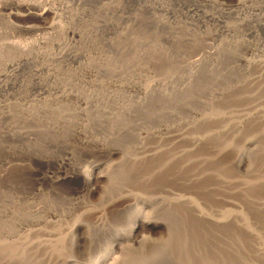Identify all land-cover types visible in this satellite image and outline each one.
I'll list each match as a JSON object with an SVG mask.
<instances>
[{
    "label": "rangeland",
    "instance_id": "1",
    "mask_svg": "<svg viewBox=\"0 0 264 264\" xmlns=\"http://www.w3.org/2000/svg\"><path fill=\"white\" fill-rule=\"evenodd\" d=\"M41 2L45 7L54 9H51L53 14L43 19L33 16L32 10L17 9L15 6L0 10V45L13 42L26 45V48L32 47L31 51L29 49L30 52L24 55L8 49H4L0 54V64L8 65L0 66V263L3 264L7 253L12 252L11 256L15 258L24 249L25 260L29 262L22 264H90L111 246L121 245L123 250L131 251L128 254L131 257L120 254L121 264H179L170 255V251L181 249L187 254L186 258L183 257L186 261L182 258L183 264H264V31H261L264 28L245 25L244 29L242 28L244 31L240 28L235 31L238 35L233 33L235 36L211 35L221 33L220 22L222 26H229L236 23V17H250L259 14L260 9L264 11V0H52L54 6L50 0ZM204 14L211 15L215 20L204 21ZM56 21L63 24L60 32L49 29ZM251 31L257 35L252 37ZM43 36L49 37L50 44L47 42L42 45ZM38 42L39 46H36ZM221 46H225L227 52L225 50L223 54L215 56L208 53L217 52ZM35 48H38V51L35 52ZM66 50L76 55V58L53 60V57ZM28 56L29 62L21 64L20 59ZM200 56H204L205 61L203 60L198 72L192 63ZM245 61L254 65L246 63L245 66ZM94 62H97V68ZM35 68L48 72L40 74L42 80L58 70V85L77 81L86 97L98 94L101 98H98V102L101 103L97 108H91L90 111H94L90 116L93 126L86 131L93 137H119L122 141L129 140L133 138L134 132H140L141 128L151 132L157 130L159 126L155 121L153 124L148 122L157 117L163 122L160 133L156 132L157 135L179 133L187 138L211 137L219 144L229 140L227 142H232V149L226 153L227 156L224 155L228 159L222 156L214 165L213 162L201 165L194 163V166L183 168L182 161L171 164L164 161H146L139 163L140 165L131 163L135 156L132 150H129L132 149L129 145L99 152L85 146V152L83 148L81 153L76 145L79 143L74 136L76 134L69 125L63 128V118L61 119L62 113L80 112L82 107L75 100L63 101V104H59L62 105L59 109L54 106L43 109L40 115L36 109H31L32 117H28L19 109L21 105L40 103L48 96L50 99L53 97L51 101L59 96L56 91H53V94L52 90H44V87L33 82L31 73ZM3 79L6 84L5 80L2 82ZM145 88L155 91L156 96L147 99L151 104L145 108L138 106L127 111L124 106L127 102L139 103L146 99L142 90ZM157 91L162 94H157ZM14 99H17L18 104H15L17 102ZM189 99L192 100L190 103ZM25 100H29L28 103ZM179 103L183 104V107H178ZM190 108L195 109L191 112ZM160 111L163 112L159 114ZM168 111L173 114L176 112L175 115L178 116L158 118ZM213 113L218 114L211 115ZM77 118L73 116L70 120L72 122ZM84 119H87L84 120L85 123L89 122L88 118ZM134 124L138 125L137 129ZM252 137L261 141L259 145L263 148L262 151L248 156L242 166H237V162L234 164L237 149L248 144L249 142L245 141ZM66 145L73 150L70 157L66 156ZM154 145L151 142L148 146ZM235 149L236 151H232ZM78 169H81V172L91 171L97 177L88 185L79 178H73ZM213 172L224 176L226 182L230 178L228 184L220 182ZM166 173L169 175L166 176ZM191 177L195 178V184L190 187L186 182ZM208 177L214 180H207ZM163 181L164 184H161ZM175 194H183L181 196L194 201L198 207L203 205L200 208L212 218L232 209L236 212V222L227 227L209 226L210 224L195 217V213L184 207V204H175ZM137 216L144 221L149 220L150 223L161 222V225L154 229L143 226L133 233L137 242H129L131 240H126V236L130 235L131 222ZM230 226L232 228H229ZM50 236L60 239L42 246L35 243L42 242L44 238L51 240L49 238L53 237ZM71 238H74L73 242ZM144 239L146 246H141L140 241ZM135 244L140 247L135 248Z\"/></svg>",
    "mask_w": 264,
    "mask_h": 264
},
{
    "label": "bare ground",
    "instance_id": "2",
    "mask_svg": "<svg viewBox=\"0 0 264 264\" xmlns=\"http://www.w3.org/2000/svg\"><path fill=\"white\" fill-rule=\"evenodd\" d=\"M112 1V0H111ZM252 1V0H251ZM50 2H52V0H50ZM57 2V1H56ZM53 3V6H54V2H52ZM63 3V2H62ZM116 3V2H115ZM64 4V3H63ZM105 4V3H104ZM118 5V4H117ZM13 6H15V7H17V9L18 8H20V9H25V10H32V11H34L33 12V14L32 13H30V14H32L33 16H35L36 18H40V19H43V18H45V16H48V15H51V14H53V11H54V9L53 8H51V9H53V11L50 9V8H47V7H45V5L41 2V0H0V10H4V9H7V8H12ZM50 6V5H49ZM52 6V7H53ZM106 6V5H105ZM111 6H112V4H111ZM107 7V6H106ZM109 8H110V5L108 6ZM115 7V6H114ZM109 8L107 9V10H109ZM241 8H242V6H241ZM14 9V8H13ZM19 9V10H20ZM56 9V8H55ZM112 8H110V10H111ZM218 9V8H217ZM59 10V9H58ZM114 10V9H113ZM258 10V9H257ZM263 9H260L259 10V14H257V15H252V16H250L249 17V15H244L243 17H241V16H239V17H236L235 18V24L233 23V25H229V26H222V22H220V25H219V27L221 28V33L219 34V33H212L211 35L212 36H214V37H216V36H218V37H222L223 35H230V36H233L234 34L233 33H235V31L237 30H239L240 28V30H242V28L245 26V25H251V27H255V28H258L259 27V29H263L264 28V11H262ZM74 11V10H73ZM31 12V11H30ZM59 12V11H58ZM64 12V11H63ZM244 12V11H243ZM247 12V11H246ZM258 12V11H257ZM55 14V13H54ZM59 14V13H58ZM57 13H56V15H58ZM63 14V13H62ZM69 14V13H68ZM76 14V13H75ZM242 14V13H241ZM64 15V14H63ZM62 15V16H63ZM71 15H72V13H71ZM74 15V14H73ZM54 16V15H53ZM53 16H51V17H53ZM66 17V16H65ZM74 17V16H73ZM62 18V17H61ZM75 18V17H74ZM78 18V17H77ZM255 18V19H254ZM35 19V18H34ZM55 19V18H54ZM204 21L206 20H215V19H212V17H211V15H208V14H204V16H203V18H202ZM218 19V18H217ZM232 19V18H231ZM236 19H237V21H236ZM56 20V19H55ZM55 20H53V21H55ZM209 20V21H210ZM60 21H61V19H60ZM62 21H63V19H62ZM66 21V20H65ZM217 21V20H216ZM215 21V22H216ZM64 22V21H63ZM68 22V21H67ZM44 23H45V21H44ZM65 23V22H64ZM71 23V22H70ZM75 24V23H74ZM232 24V23H231ZM252 25H254V26H252ZM68 26V25H67ZM72 26V25H71ZM70 26V27H71ZM65 27V26H64ZM73 27V26H72ZM98 27V26H97ZM251 27H249V29L251 28ZM68 28H69V26H68ZM49 29L50 30H52L53 32H54V30H56V31H58V32H60V30H62L63 29V24L61 23L60 24V22L59 23H57V21L54 23V24H51L50 26H49ZM244 29V28H243ZM67 30V29H66ZM245 30H246V28H245ZM68 31V30H67ZM70 31V30H69ZM79 31V30H78ZM236 31V32H237ZM242 31H244V30H242ZM261 31H264V30H261ZM51 32V31H50ZM70 32H72V31H70ZM77 32V31H76ZM88 32V31H87ZM240 32V31H239ZM248 32V31H247ZM255 32H256V30H255ZM255 32L254 31H251V33H250V35H252V37H253V35L254 36H256L255 35ZM64 33H66V32H64ZM79 33V32H78ZM81 33V32H80ZM84 33V32H83ZM208 34V33H207ZM236 34V33H235ZM77 35V34H76ZM236 35H238V33L236 34ZM67 36V35H66ZM70 36V35H69ZM78 36V35H77ZM209 36V35H208ZM235 36V35H234ZM49 37H51L50 35H49ZM49 37L47 36V37H45V36H43V39L41 40V43H42V45H46L47 44V42H49ZM53 37V36H52ZM70 37H72V36H70ZM202 37H204V36H202ZM75 38H76V36H75ZM213 38V37H212ZM228 38V37H227ZM257 38V37H256ZM56 39H58V37L56 36ZM55 39V40H56ZM61 39V38H60ZM73 39H74V37H73ZM81 39V38H80ZM202 39V38H201ZM226 39V38H225ZM244 39V38H243ZM54 40V41H55ZM59 40V39H58ZM57 40V41H58ZM79 40V39H78ZM203 40V39H202ZM216 40V39H215ZM217 40H218V38H217ZM37 41V40H36ZM52 41H53V39H52ZM74 41V40H73ZM200 41V40H199ZM221 41V40H220ZM225 41V40H224ZM224 41L222 42V43H224ZM79 42H80V40H79ZM78 42V43H79ZM242 42V41H241ZM75 43H77V42H75ZM202 43V42H201ZM221 43V42H220ZM227 43V42H226ZM2 44V43H1ZM49 44H50V42H49ZM64 44V43H63ZM62 44V45H63ZM80 44V43H79ZM82 44V43H81ZM198 44V43H197ZM219 44V43H218ZM31 45V44H30ZM36 45V44H35ZM52 45V44H51ZM62 45H60V46H62ZM236 45V44H235ZM243 45V44H242ZM248 45H249V43H248ZM36 46H39V42H38V45H36ZM40 46H41V44H40ZM50 46V45H49ZM56 46H58V45H56ZM217 46H219V45H217ZM241 46V45H240ZM28 47V46H27ZM80 47V46H79ZM214 47V46H213ZM237 47V46H236ZM32 48V47H31ZM31 48L29 47V48H26V45L25 46H22V44H16V43H5L4 42V44H2V45H0V54H2L3 53V50L4 49H8L9 51L10 50H13V51H15V52H18V53H20L21 55L23 54H26L27 52H30L31 51ZM43 48V47H42ZM41 48V49H42ZM50 48H51V46H50ZM60 48V47H59ZM66 48H67V45H66ZM72 48H74V47H72ZM219 48V47H218ZM243 48V47H242ZM29 49H30V51H29ZM36 49V48H35ZM45 49H46V46H45ZM57 49V48H56ZM65 49V48H64ZM211 49V48H210ZM228 49V48H227ZM230 49V48H229ZM44 50V49H43ZM62 50V49H61ZM60 50V51H61ZM68 50V49H67ZM65 51V52H63V53H61V54H59V55H57V56H55V57H53V60H59V61H61V60H64V59H75L76 58V55H74V54H71V53H69L70 51ZM73 50V49H72ZM194 50H195V48H194ZM201 50V49H200ZM225 50H226V47L225 46H221L219 49H218V51L217 52H212V53H210V52H208L210 55H219L220 53H222L223 54V51L225 52ZM258 50V49H257ZM7 53H9L7 50H5ZM4 51V52H5ZM33 51V50H32ZM36 51H38V48L35 50V52ZM42 51V50H41ZM64 51V50H63ZM137 51V50H136ZM231 51H233V50H231ZM5 52V53H6ZM48 52V51H47ZM76 52H78V51H76ZM76 52H74V53H76ZM226 52H227V50H226ZM248 52V51H247ZM10 53H13V52H10ZM57 53H58V51H57ZM20 54H17V55H20ZM33 54V53H32ZM43 54V53H42ZM209 54H207V55H209ZM231 54V53H230ZM14 55H15V53H14ZM29 56L31 55V54H28ZM54 55V54H53ZM12 56H13V54H12ZM27 57V58H22V59H20V63L22 64V63H28L29 62V58L30 57ZM33 56V55H32ZM42 56V55H41ZM44 56V55H43ZM50 56V55H49ZM14 57V56H13ZM23 57V56H22ZM34 57H35V55H34ZM51 57V58H52ZM36 58V57H35ZM90 58H92V57H90ZM94 58V57H93ZM131 58V57H130ZM2 59H3V57H2ZM8 59V58H7ZM16 60H18V57H16L15 58ZM14 59V60H15ZM32 59V58H31ZM95 59V58H94ZM141 59V58H140ZM0 60H1V58H0ZM6 60V59H5ZM9 60V59H8ZM13 60V59H12ZM83 60V59H82ZM86 60H88V58L86 59ZM126 60V59H125ZM203 60H204V56L202 57V56H200V57H198L197 59H195L194 61H193V63H192V66H194V68H196V69H198V72H199V69L201 68V66H202V64H203ZM209 60V59H208ZM19 61V60H18ZM49 61V60H48ZM90 61V60H89ZM92 61V60H91ZM94 61V60H93ZM128 61V60H127ZM205 61V60H204ZM34 62H36L35 60H34ZM38 62V61H37ZM41 62V61H40ZM53 62V61H52ZM243 62V61H242ZM254 62V61H253ZM93 63V62H92ZM97 62H94V65L96 64ZM126 63V62H125ZM141 63V62H140ZM247 63V65L249 64V65H254L253 63H251L250 61H245V63H244V65ZM16 64V63H15ZM49 64V63H48ZM62 64V63H61ZM81 64V63H80ZM90 64V63H89ZM88 64V65H89ZM5 65V67H8V65H6V64H3V63H1L0 64V66H4ZM68 65V64H67ZM66 65V66H67ZM79 65V64H78ZM93 65V66H94ZM100 65V64H99ZM82 66H84V65H82ZM98 66V65H97ZM97 66L95 65V67L97 68ZM139 66V65H138ZM241 66V65H240ZM246 66V65H245ZM251 66V68H253ZM257 66V65H256ZM81 67V66H80ZM101 67V66H100ZM208 67V66H207ZM243 67V66H242ZM2 68V67H1ZM13 68H15V67H13ZM19 68V67H18ZM78 68H79V66H78ZM134 68V67H133ZM167 68V67H166ZM190 68V67H189ZM205 68V67H204ZM262 68V67H261ZM2 69H4V68H2ZM20 69V68H19ZM36 69V68H35ZM34 69V70H35ZM51 69V68H50ZM58 69V68H57ZM70 69V68H69ZM98 69H99V67H98ZM260 69V68H259ZM258 69V70H259ZM1 70V69H0ZM17 70V69H16ZM62 70V69H61ZM83 70V69H82ZM96 70V69H95ZM165 70V69H164ZM194 70V69H193ZM205 70V69H204ZM251 70V69H250ZM261 70V69H260ZM46 71V70H45ZM44 71V72H45ZM58 71V70H57ZM57 71L56 72H54L53 74H51L47 79H46V77L44 78L45 80H42L41 79V76H40V74H42V72H43V69H41V70H35V71H33L32 73H31V75H32V77H33V82L35 81V83L38 85H41L40 87H44V90H52V93H53V91H56L57 93H59L58 95V97L56 98V100H52L51 101V99L53 98H49V96L46 98L45 97V100H43V101H39L40 103H37V104H33V102L32 103H29V105H27V106H25V105H21V106H19V109L23 112V113H25L28 117H32L33 116V113H31V109L33 110V109H36L38 112H39V115L43 112V109H47V108H50V107H52V106H54V108H56V109H59V107H62V105L61 106H59V104H63L62 102L63 101H69V100H75V102H77V104H79V106L80 107H82L81 109H80V112L79 113H75V111H74V113H70V114H63L62 113V117H61V119L63 118V122H64V125H63V122H62V126H63V128H64V126L66 125V127L65 128H67V126L69 125V126H71V129H72V131L76 134V135H74L75 137H77V139L76 140H79V143L78 144H76L77 145V148L79 147V152H83V150H84V152H85V150H86V148H89V149H93V150H95V151H97V152H99V151H102V150H107V149H109V150H116V148H114V147H117L118 149L119 148H121V147H124V145H129L128 147H132V149L130 148L129 150L131 151L132 150V152L134 153V156H135V159H134V161H133V159L131 160V163H133V162H135V163H137V164H139V163H145L146 161H149V162H155L156 161V163L157 162H161V161H164V163H168V164H171L172 162H176V161H178V162H180V161H182L183 162V168H189V167H191L192 165L194 166V163H200V165L201 164H206L207 162H213V165H214V163L215 162H217L222 156L224 157V155H226V153L228 152V151H230L231 149H232V145H231V143L232 142H227V141H229V140H227L226 141V143H225V141L223 142V144H219L218 142H216L215 141V139L213 140V138H205L204 137V139H200V138H195V136H194V138H187V137H185L184 135H182V134H177V135H175L174 133H173V135H162V134H159V135H157L156 134V132H159L160 133V131L159 130H161L162 129V123L163 122H161L160 120H158L157 119V117H155V120H153V121H151V120H149L148 122L150 123V124H153L154 123V121L158 124V129L157 130H153L152 132L151 131H147V130H143L142 128L140 129L141 131L140 132H134V135H133V138H130L129 140H127V139H125V140H127V141H122L119 137L117 138V137H107V138H97V136L96 137H93V135H91V134H89V133H87L86 131H88L87 129L89 128V127H91V126H93L91 123H90V116L93 114V112L94 111H90L91 110V108L92 107H94V108H97V106H99V104L101 103V102H98L99 101V99H101V98H99V96H98V94L97 95H91V96H89V97H86L85 95H84V90H83V88H81V87H79L80 85H79V83H76V82H74V81H69V82H66V84H63V86L62 85H58V80L60 79L59 77V71H58V73H57ZM78 71V70H77ZM191 71V70H190ZM202 71V70H201ZM1 72V71H0ZM6 72V71H5ZM4 72V73H5ZM10 72V71H9ZM16 72V71H15ZM14 72V73H15ZM22 72V71H21ZM25 72V71H24ZM43 72V73H44ZM47 72V71H46ZM53 72V71H52ZM78 72H81V70L80 71H78ZM105 72H107V70L105 71ZM120 72V71H119ZM194 72V71H193ZM192 72V73H193ZM252 72H253V70H252ZM251 72V73H252ZM254 72L255 73H257L255 70H254ZM260 72V71H259ZM11 73H13V72H11ZM11 73H9V74H11ZM17 73V72H16ZM48 73V72H47ZM109 73V72H108ZM191 73V72H190ZM189 73V74H190ZM196 73V72H195ZM211 73V72H210ZM1 74V73H0ZM26 74V73H25ZM28 74H29V72H28ZM27 74V75H28ZM26 75V76H27ZM109 75H112V74H109ZM16 76V75H15ZM25 76V75H24ZM44 76V74L42 75V77ZM47 76V75H46ZM91 75H89V77H90ZM113 76V75H112ZM116 76V75H115ZM115 76H113V77H115ZM122 76V75H121ZM194 77H195V75H193ZM196 76H197V74H196ZM221 76V75H220ZM258 76V75H257ZM63 77V76H62ZM94 77V76H93ZM113 77H112V79H113ZM117 77V76H116ZM1 78H3V77H1ZM17 78V77H16ZM68 78H71V77H68ZM190 78H191V74H190ZM263 78H264V76H263ZM262 78V79H263ZM9 79V78H8ZM24 79V78H23ZM28 79H29V77H28ZM91 79H92V77H91ZM93 79H95V77L93 78ZM92 79V80H93ZM189 79V78H188ZM4 80L5 79H3V81L2 82H4ZM30 80H31V78H30ZM121 80V78L119 79V80H117L118 82ZM253 80V79H252ZM9 81V80H8ZM89 80H87V82H88ZM95 81H96V79H95ZM135 81V80H134ZM137 81H139V80H137ZM191 81V80H190ZM254 81V80H253ZM258 81H260L259 79H258ZM262 81V80H261ZM14 82H16V81H14ZM20 82V81H19ZM19 82H17V83H19ZM90 82H94V81H91L90 80ZM257 82V81H256ZM1 83V82H0ZM8 83V82H7ZM9 83H11V82H9ZM102 83V82H101ZM121 83H122V81H121ZM125 83V82H124ZM165 83V82H164ZM5 84H6V80H5ZM12 84V83H11ZM20 84V83H19ZM61 84V83H60ZM89 84V83H88ZM261 84V83H260ZM263 84V83H262ZM21 85H22V81H21ZM85 85V84H84ZM83 85V86H84ZM120 85V84H119ZM203 85V84H202ZM23 86V85H22ZM187 86V85H186ZM200 86V85H199ZM25 87V86H24ZM98 87V86H97ZM96 87V88H97ZM116 87H117V85H116ZM126 87V86H125ZM131 87V86H130ZM149 87H152V86H150L149 85ZM18 88H20L19 87V85H18ZM17 88V89H18ZM100 88V87H99ZM120 88V87H119ZM155 88H157V86H155ZM185 88V87H184ZM205 88V87H204ZM209 88V87H208ZM225 88V87H224ZM15 89V88H14ZM21 89V88H20ZM23 89V88H22ZM26 90H27V88H25ZM98 89V88H97ZM153 89H154V87H153ZM152 88H145V89H142L143 91H144V94L143 95H145V97H146V99L144 100L143 99V101L142 102H137V103H135V102H133V101H129V102H127L124 106L126 107V109H127V111H129V110H131V109H134V108H136V107H138L139 106V108H145V107H148V104L150 103V101H148L147 99L148 98H152V97H154V95H155V91L153 90ZM212 89V88H211ZM256 89V88H255ZM254 89V90H255ZM102 90V89H101ZM135 90V89H134ZM158 90V89H157ZM163 90V89H162ZM165 90V89H164ZM172 90H174V89H172ZM22 91H24V90H22ZM130 91H131V89H130ZM129 91V92H130ZM138 91H140V90H138ZM170 91V90H169ZM211 91V90H210ZM222 91V90H221ZM16 92V91H15ZM25 92V91H24ZM34 92V91H33ZM50 92V91H49ZM55 92V93H56ZM99 92H100V90H99ZM136 92V91H135ZM178 92V91H177ZM190 92H192V91H190ZM2 93V92H1ZM4 93V92H3ZM6 93V92H5ZM18 93H19V90H18ZM56 93V94H57ZM158 93H160V94H162V92H159V91H157V94ZM172 93V92H171ZM170 93V94H171ZM224 93V92H223ZM54 94V93H53ZM174 94V93H173ZM114 95V94H113ZM142 95V94H141ZM140 95V96H141ZM175 95H177V94H175ZM186 95V94H185ZM184 95V96H185ZM46 96V95H45ZM156 96V95H155ZM180 96V95H179ZM256 96V95H255ZM26 97V96H25ZM106 97V96H105ZM141 97H144V96H141ZM166 96H164V98H165ZM14 98V97H13ZM48 98L50 99V100H48ZM99 98V99H98ZM140 98V97H139ZM179 99H180V97H178ZM178 98H176V99H178ZM248 98V97H247ZM254 98V97H253ZM18 99V98H17ZM16 99V100H17ZM44 99V98H43ZM120 99V98H119ZM125 98H123V100H124ZM142 99V98H141ZM159 99H161L160 98V95H159ZM163 99V98H162ZM7 100V99H6ZM13 100V99H12ZM15 100V99H14ZM15 100V101H16ZM139 100V99H138ZM150 100V99H149ZM175 100V99H174ZM182 100V99H181ZM190 100L191 99H189V103H190ZM8 101V100H7ZM6 101V102H7ZM14 101V102H15ZM19 101V100H18ZM22 101V100H21ZM25 101H27V100H25ZM29 101V100H28ZM28 101H27V103H28ZM35 101V100H34ZM94 101H97L98 103H96L95 104V102ZM152 101V100H151ZM178 102H180L179 100H177ZM185 101H187V100H185ZM192 101V100H191ZM17 102V101H16ZM120 102V101H119ZM126 102V101H125ZM176 102V101H175ZM188 102V101H187ZM262 102V101H261ZM8 103V102H7ZM6 103V104H7ZM21 103V102H20ZM23 104H24V102H22ZM35 103V102H34ZM66 103V102H65ZM68 103V102H67ZM162 103H163V101H162ZM165 103H167L166 101H165ZM214 103V102H213ZM224 103V102H223ZM3 104V103H2ZM9 104V103H8ZM7 104V105H8ZM12 104V103H11ZM15 104H18V102L17 103H15ZM151 104V103H150ZM174 104V103H173ZM180 105H182V106H178V107H183V104H181V103H179ZM208 104V103H207ZM253 104V103H252ZM259 104V103H258ZM261 104V103H260ZM13 105V104H12ZM191 105V104H190ZM211 105V104H210ZM213 105V104H212ZM255 105V104H254ZM3 106V105H2ZM174 106H176V105H174ZM214 106V105H213ZM245 106V105H244ZM261 106V105H260ZM7 107H9L10 108V106H7ZM150 107V106H149ZM165 107V106H164ZM178 107H176L177 109H178ZM204 107V106H203ZM210 107V106H209ZM217 107V106H216ZM256 107V106H255ZM165 108H167V110L169 109V107H165ZM211 108V107H210ZM51 109H53V108H51ZM88 109V110H87ZM193 110L195 109V108H192ZM192 109L190 108V110H191V112H192ZM213 109H215V108H213ZM252 109V108H251ZM85 110V111H84ZM148 110V109H147ZM147 110H145V111H147ZM171 110V109H170ZM174 110V109H173ZM179 110V109H178ZM211 110V109H210ZM209 110V111H210ZM220 110V109H219ZM218 110V111H219ZM84 111V112H83ZM258 111H260V110H258ZM51 112H53V111H51ZM161 112H163V111H160L159 112V114L161 113ZM184 112H186L187 113V111H184ZM213 112V111H212ZM147 114L148 113H150V111L149 112H146ZM157 113H158V111H157ZM179 113V112H178ZM198 113V112H197ZM209 113V112H208ZM219 113H220V111H219ZM235 113V112H234ZM241 113V112H240ZM162 114H164V115H159L158 116V118H161V117H164L165 118V116L166 117H174V115L176 114V112H175V114H173L172 112H167V113H162ZM193 114H194V112H193ZM216 114H218V113H216ZM215 114V115H216ZM262 114V113H261ZM153 115V114H152ZM151 115V116H152ZM157 115V114H156ZM155 115V116H156ZM181 115V114H180ZM191 115V114H190ZM197 115V114H196ZM207 115V114H206ZM211 115H214V113L213 114H211ZM210 115V116H211ZM214 115V116H215ZM234 115H236V114H234ZM73 116H77L78 118H77V120H75V121H72L71 122V117H73ZM80 116H82L81 117V120L79 119V117ZM144 116V115H143ZM175 116H178V115H175ZM184 116V115H183ZM217 116V115H216ZM226 116V115H225ZM260 116H262V115H260ZM84 117H86V118H88L89 119V122H86L85 123V121L84 120H87V119H84ZM187 117V116H186ZM241 117V116H240ZM246 117V116H245ZM64 118H65V120H64ZM147 118V117H146ZM149 118H150V115H149ZM154 118V117H153ZM210 118V117H209ZM214 119H215V117H213ZM221 118H222V116H221ZM213 119V120H214ZM181 120H183V118H181ZM185 120V119H184ZM207 120H208V118H207ZM212 120V121H213ZM235 120H237V119H235ZM61 121V120H60ZM125 121V120H124ZM176 121V120H175ZM179 121V120H178ZM186 121V120H185ZM188 121V120H187ZM189 121H191V119L189 120ZM127 122V121H126ZM130 122V121H129ZM174 122V121H173ZM183 122V121H182ZM182 122H179V123H182ZM203 122H205L204 120H203ZM206 122H208V121H206ZM220 122V121H219ZM225 122V121H224ZM134 123V122H133ZM218 123V122H217ZM138 124V123H137ZM187 124V123H186ZM185 124V125H186ZM194 124V123H193ZM198 124V123H197ZM215 124V123H214ZM135 125V124H134ZM174 125H175V123H174ZM258 125V124H257ZM120 126H121V124H120ZM138 126V125H137ZM136 125H135V128L137 127ZM176 126H177V123H176ZM186 126H188V125H186ZM222 126V125H221ZM234 126V125H233ZM244 126V125H243ZM190 127V126H189ZM201 127V126H200ZM129 128V127H128ZM130 128H131V126H130ZM139 128V127H138ZM155 128V127H154ZM167 128V127H166ZM174 128V127H173ZM172 128V129H173ZM178 128V127H177ZM180 128V127H179ZM190 128H192V127H190ZM247 128V127H246ZM132 129V128H131ZM137 129V128H136ZM135 129V131H137ZM171 129V128H170ZM181 129V128H180ZM241 129V128H240ZM121 130H122V128H121ZM130 130V129H129ZM150 130V129H149ZM151 130H152V128H151ZM166 130V129H165ZM128 131V130H127ZM163 131V130H162ZM181 131V130H180ZM225 131V130H224ZM248 131V130H247ZM261 131V130H260ZM129 132H131V130L129 131ZM255 131H253V133H254ZM162 133V132H161ZM165 133V132H164ZM181 133V132H180ZM232 133V132H231ZM250 133H251V131H250ZM258 133H256V135H257ZM213 135V137H214V134H212ZM231 135V134H230ZM193 136V135H192ZM209 136H211V134L209 135ZM233 136H235V135H233ZM247 136H249V135H247ZM255 136V135H254ZM260 136V135H259ZM259 136H258V139H259ZM251 137V136H250ZM262 138H263V136H261ZM260 137V138H261ZM127 138V137H126ZM201 138H202V136H201ZM216 138V137H215ZM230 138H231V136H230ZM232 139V138H231ZM234 139V138H233ZM239 139V138H238ZM250 139V138H249ZM257 138H254V137H252L249 141H245V142H249L248 144H246L245 146H243V147H241L239 150L237 149V152L235 153L236 154V156H235V161H234V164H236V162H237V166H242V164H244L245 163V161L250 157V155H254V154H256L257 152H259L260 150H261V148L262 147H260L261 145H259V143L261 142V141H259ZM75 140V141H76ZM218 140V139H217ZM236 139H234V141H235ZM240 140V139H239ZM243 140H245V139H243ZM242 140V141H243ZM248 140V139H247ZM263 140V139H262ZM234 141H233V143H234ZM151 142L152 143H154L155 145L154 146H148L149 144H151ZM236 142H237V140H236ZM235 142V143H236ZM263 142V141H262ZM220 143H222L221 141H220ZM213 144V145H212ZM215 144H217V145H215ZM264 144V143H263ZM71 146L73 147L74 145L73 144H71ZM85 146H89V147H86V148H84ZM214 146V147H213ZM215 146H216V148H215ZM239 147V146H238ZM74 148V147H73ZM84 148V149H83ZM127 148V147H126ZM264 148V147H263ZM262 148V149H263ZM83 149V150H82ZM77 150V149H76ZM65 153H66V156H69V155H71L72 156V154H73V152H71V151H73L72 149H69V146L68 145H66L65 146ZM78 151V150H77ZM125 151V150H124ZM126 151H128V150H126ZM232 151H236V149L235 150H232ZM262 151V150H261ZM263 151H264V149H263ZM96 152V153H97ZM231 152V151H230ZM228 155H230V154H228ZM234 155V154H233ZM74 156H76V155H74ZM131 156V155H130ZM227 156V155H226ZM231 156V155H230ZM249 156V157H248ZM70 157V156H69ZM132 157V156H131ZM229 157V156H228ZM231 157H233V156H231ZM226 158V160L228 159L227 157H224V159ZM234 158V157H233ZM261 159V158H260ZM263 159V158H262ZM130 160V159H129ZM233 160V159H232ZM231 160V161H232ZM128 161V160H127ZM137 161H139V162H137ZM224 161V160H223ZM228 161H230V160H228ZM125 162H126V160H125ZM130 162V161H129ZM181 162V163H182ZM225 162H227V161H225ZM233 162V161H232ZM181 163H179V164H181ZM208 164V163H207ZM220 164H222V162L220 163ZM229 164V163H228ZM227 164V165H228ZM140 165V164H139ZM161 165V164H160ZM212 165V164H211ZM233 165V164H232ZM130 166H132V165H130ZM129 166V167H130ZM178 166H180V165H178ZM219 166V165H218ZM218 166H217V169H218ZM225 166V165H224ZM229 166V165H228ZM136 167V166H135ZM148 167V166H147ZM169 167V166H168ZM171 167V166H170ZM201 167V166H200ZM204 167V166H203ZM233 167V166H232ZM154 168H158V167H154ZM161 168V167H160ZM204 168H206V167H204ZM221 168H222V166H221ZM220 167H219V170L221 169ZM230 168V167H229ZM236 168V167H235ZM113 169V168H112ZM111 169V170H112ZM130 169H132V168H130ZM196 169H197V167H196ZM199 169V168H198ZM223 169V168H222ZM226 169V168H225ZM154 170H156V169H154ZM192 170V169H191ZM200 170H202V169H200ZM204 170H207V169H204ZM203 170V171H204ZM227 170H229L228 168H227ZM82 170L81 169H78V170H76L75 172H74V177L73 178H79L82 182H84V183H86V184H90L91 185V182H92V180L94 179V178H96L95 176H94V174L91 172V171H89V172H81ZM134 171V170H133ZM136 171V170H135ZM142 171V170H141ZM152 170H150V172H151ZM174 171H176V169H174ZM185 172H186V170H184ZM189 171V170H188ZM192 171H195V170H192ZM203 171H201L202 173H203ZM210 171V170H209ZM226 171V170H225ZM230 171V170H229ZM113 172V171H112ZM179 172V171H178ZM190 172V171H189ZM200 172V171H199ZM206 172H208V171H205V173ZM216 172V171H215ZM215 172H213L212 174L214 175V176H216L217 178H218V180L220 181V182H225V184L227 183L228 184V182H229V180H230V178H228L229 180H228V182H226V180L227 179H225L224 178V176H222V175H219V174H215ZM222 172V171H221ZM231 172V171H230ZM149 173V172H148ZM169 173V172H168ZM172 173V172H171ZM179 173H181V172H179ZM201 173V174H202ZM204 173V174H205ZM157 174V173H156ZM155 174V175H156ZM167 174V173H166ZM201 174H199V175H201ZM203 174V175H204ZM211 174V173H210ZM211 174V175H212ZM99 175V174H98ZM132 175V174H131ZM150 175V174H149ZM149 175H148V178H149ZM154 175V174H153ZM160 175V174H159ZM158 175V176H159ZM165 175V174H164ZM169 174H167L166 176H168ZM234 175V174H233ZM163 176V175H162ZM194 176V175H193ZM196 176V175H195ZM213 176V177H214ZM227 176V175H226ZM127 177H129V176H127ZM153 177H155V176H153ZM156 177H157V175H156ZM155 177V178H156ZM176 177V176H175ZM206 177V176H205ZM212 177V176H211ZM211 177H208V179L207 180H209V178H211ZM230 177V176H229ZM130 178V177H129ZM160 178H162V177H160ZM159 178V179H160ZM181 178H182V176H181ZM215 178V177H214ZM150 179V178H149ZM153 179V178H152ZM169 179V178H168ZM198 179V178H197ZM196 179V180H197ZM213 178H211V180H212ZM238 179V178H237ZM164 180V179H163ZM166 180V179H165ZM179 180L180 179H178V182H179ZM183 180H184V178H183ZM214 180V179H213ZM217 180V179H216ZM155 181V180H154ZM169 181H170V179H169ZM174 181V180H173ZM167 182V181H166ZM177 181H175V184H177L176 183ZM184 182H186V181H184ZM195 178L194 177H191V178H189L188 180H187V182H186V185H188V186H193L195 183ZM126 183H127V181H126ZM159 183V182H158ZM183 183V182H182ZM217 183V182H216ZM221 183V184H222ZM260 183H261V181H260ZM259 183V184H260ZM144 184V183H143ZM161 184H164V181H163V183H161ZM197 184V183H196ZM224 184V185H225ZM264 184V183H263ZM87 185V186H88ZM178 185H179V183H178ZM184 185V184H183ZM220 185V184H219ZM218 185V186H219ZM116 186V185H115ZM146 186V185H145ZM157 186V185H156ZM204 186V185H203ZM217 186V185H216ZM217 186V187H218ZM223 186V185H222ZM248 186H250V185H248ZM255 186V185H254ZM253 186V187H254ZM185 187V186H184ZM197 187V186H196ZM221 186H219V188H220ZM224 187V186H223ZM222 187V188H223ZM237 187V186H236ZM165 188V187H164ZM170 188V187H169ZM189 188V187H188ZM195 188V187H194ZM193 188V189H194ZM203 188V187H202ZM208 188V187H207ZM206 188V189H207ZM221 188V190L223 191L224 189H222ZM226 188V187H225ZM229 188H230V186H229ZM204 189V188H203ZM246 189V188H245ZM166 190V189H165ZM171 190V189H170ZM169 190V193H172L171 191ZM175 190V189H174ZM221 190H220V192H221ZM228 190V189H227ZM168 191V190H167ZM177 191H179V190H177ZM188 192V191H187ZM233 192V191H232ZM167 193V192H166ZM180 193V192H179ZM183 193V192H182ZM190 193V192H189ZM216 193V192H215ZM224 193V192H223ZM229 193V192H228ZM194 194V193H193ZM230 194V193H229ZM171 195H173V193L171 194ZM181 195H183V194H181ZM181 195H176L175 194V196H173L174 197V201L173 202H175V204H184L185 206L184 207H186L188 210H190V211H192L193 213H195V217H197L199 220H201L202 222H204V223H208V225L209 226H211V225H213V226H215L216 228L217 227H223V226H225V227H227V225H230V224H232L234 221H235V216H236V212L234 213V211L232 210V209H229L226 213H224L223 215H218L216 218H212L209 214H207V213H205V211L203 210V209H201L200 207L201 206H203V205H201L200 207H198V206H196L195 205V203H194V201H192V200H189V199H187L186 197H184V196H181ZM188 195V194H187ZM204 195V194H203ZM189 196V195H188ZM221 196V195H220ZM224 196V195H223ZM256 196V195H255ZM191 197V196H190ZM125 198V197H124ZM124 198H122L123 199V201H124ZM193 198V197H192ZM216 198V197H215ZM213 199H214V197H213ZM231 199H233V198H231ZM162 200V199H161ZM217 200V199H216ZM107 201V200H106ZM118 201V200H117ZM122 201V200H121ZM219 201H221V200H219ZM252 201V200H251ZM129 202H131V201H129ZM214 202V201H213ZM216 202V201H215ZM108 203V202H107ZM163 203L165 204V205H167V203H165L164 201H163ZM196 203H197V201H196ZM234 203V202H233ZM122 204V203H121ZM210 205V204H209ZM262 205V204H261ZM183 206V205H182ZM207 206V205H206ZM168 207V206H167ZM170 207H171V205H170ZM229 207V206H228ZM179 208H182L181 206H179ZM232 208V207H231ZM166 209V208H165ZM210 209H211V207H210ZM224 209V208H223ZM179 210V209H178ZM183 210H184V208H183ZM208 210V209H207ZM220 211V210H219ZM180 212V211H179ZM185 212V211H184ZM191 214V213H190ZM212 215H213V213H211ZM194 215V214H193ZM237 216H238V214H237ZM241 217V216H240ZM196 218V219H197ZM189 220V219H188ZM195 220V219H194ZM238 220H239V218H238ZM149 220H143V219H140L138 216L137 217H134V219L132 220V222H131V225H130V228H129V231H130V235L129 236H126V240H131V241H129V242H137L136 241V239H137V237H136V235H133V233H136V232H138L143 226H148V227H150V228H152V229H154V228H157V227H160V223L161 222H159V223H150V222H148ZM236 222V221H235ZM234 222V223H235ZM184 223H185V221H184ZM160 224V225H159ZM190 224V223H189ZM237 224V223H236ZM239 224V223H238ZM178 225V224H177ZM235 226V225H234ZM202 227V226H201ZM214 227V228H215ZM214 228H212V229H214ZM215 228V229H216ZM229 228H232L231 226L229 227ZM224 229V228H223ZM220 230V229H219ZM222 230V229H221ZM248 230V229H247ZM184 233V232H183ZM250 233V232H249ZM74 236V235H73ZM27 237V236H26ZM50 237H53V238H49V239H51V240H48V239H45L44 238V240L42 241V242H36L35 241V243L36 244H40V246H42V245H48L50 242H52V241H55V242H57L59 239L57 238V236H50ZM122 237V236H121ZM28 238V237H27ZM55 238V239H54ZM171 238V237H170ZM72 239V238H71ZM70 239V240H71ZM74 239V238H73ZM72 239V242L74 241ZM169 239V238H168ZM209 241V240H208ZM60 242V241H59ZM122 242V241H121ZM146 239H144L142 242L140 241V245L141 246H146ZM208 243V242H207ZM212 244V243H211ZM164 245V244H163ZM135 246H136V244H135ZM137 246H139V244L137 245ZM137 246L135 247V248H137ZM140 247V246H139ZM149 247V246H148ZM169 247V246H168ZM174 247V246H173ZM48 248V247H47ZM123 247L121 246V245H113V246H111L108 250H105V252H103L102 254H99V256H97L96 258H95V260H94V262H91L92 264H121V257H120V254H123V255H127L128 256V254L131 252L130 250L128 251V249H126V250H123L122 249ZM175 248V247H174ZM13 249V248H12ZM53 249H55V247L53 248ZM175 249H177V250H180V249H178V248H175ZM3 250H5V249H3ZM8 250H10V249H8ZM24 250V249H23ZM23 250H21L20 252H22L19 256H17V257H15V258H12V252H11V254L9 253H7V251H6V253H7V255H5L4 253V255L6 256V257H4L5 259L3 260L4 262H3V264H22V262H29V261H26L25 260V251H23ZM51 250H52V248H51ZM139 250H141L140 248H139ZM142 250H144V249H142ZM2 251V250H1ZM56 251V250H55ZM124 251V252H123ZM4 252V251H3ZM19 252V251H18ZM143 252H146L145 250L143 251ZM142 252V253H143ZM148 252V251H147ZM264 252V251H263ZM1 254H2V252H0ZM150 253V252H149ZM170 255H172V257L177 261V263H179V264H183V260H182V258L183 257H185L186 258V253H184V252H182V249H181V251H170ZM187 253H189V254H191L190 252H187ZM15 254V253H14ZM125 255V256H126ZM202 255H203V252H202ZM233 255V254H232ZM130 256V255H129ZM128 256V257H129ZM193 256V255H192ZM29 257V256H28ZM131 257V256H130ZM172 257H170V258H172ZM205 257V256H204ZM208 257V256H207ZM211 257V256H210ZM213 257V256H212ZM211 257V258H212ZM126 259H127V257H125ZM146 258H147V256H146ZM189 258V257H188ZM203 258V257H202ZM209 258V257H208ZM59 259V258H58ZM174 259H172V260H174ZM184 259V258H183ZM189 259H191V258H189ZM57 260V259H56ZM55 260V261H56ZM61 260V259H60ZM92 260V259H91ZM185 261H186V259H184ZM123 261H125V260H123ZM193 261H195V260H193ZM209 261V260H208ZM211 261V260H210ZM126 262H129L128 260H126ZM36 263V262H35ZM90 263V264H91ZM1 264V263H0ZM123 264V263H122Z\"/></svg>",
    "mask_w": 264,
    "mask_h": 264
}]
</instances>
